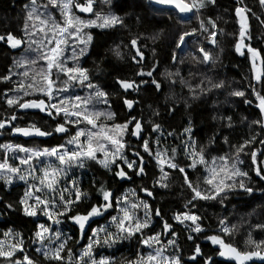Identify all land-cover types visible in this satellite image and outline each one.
<instances>
[{"label": "snow or ice", "instance_id": "obj_1", "mask_svg": "<svg viewBox=\"0 0 264 264\" xmlns=\"http://www.w3.org/2000/svg\"><path fill=\"white\" fill-rule=\"evenodd\" d=\"M97 2L111 7V0H27L22 35L17 36L12 31L0 34V43L20 53L13 60L12 67L16 71L9 69L7 75L0 76V81L10 85L0 93V104L6 106V114L0 118V131L10 130L13 136L32 139L53 135L65 138L62 143L44 147L0 143V182L6 189L14 181H22L25 185L18 201L0 199V212L19 211L25 217L35 218L34 229L28 236L31 241L28 249H34L35 256L26 250L23 233L8 229L3 231L0 238V264H114V257L99 254L97 250L123 247L125 242L138 247L135 255L126 258L123 264H186L183 249L178 245L179 234L161 209L153 210L148 200L155 197L157 187H169L170 170L180 174L183 181L181 187L188 192L183 210L175 211L171 219L185 225L189 241L195 242L193 234L202 237L211 245L218 246V250L213 249L216 256L234 264H249L253 259L264 261V240L253 239L250 231L245 249L227 242L224 237L238 229L237 225L229 227L227 217L218 219L213 234L204 235L203 217L194 211L198 210L201 202L207 201L224 207L230 196L241 193L252 196L258 187L261 195H264V187H260L264 185V161L260 160L254 146L258 142L264 147V139H259L264 136V71L257 65V61L264 64V59L261 51L245 42L249 27L246 13L251 9L239 5L235 8L239 33L235 37L234 48L241 55L244 54L242 49H247L251 61L247 89L251 90L254 101L248 98L246 90H233L230 95L242 97L248 104L255 103L260 118L251 124L258 126L260 132L235 144L225 136L224 143L229 145L230 152L209 158L206 147L198 144L193 137L191 122L183 130L187 138H179V145L170 149L161 143V125L152 123L151 134L145 137L143 119L131 116V112L128 119L117 122L111 94L101 84L93 82L90 71L80 60L93 40L90 29L122 27L124 24L122 18L112 11H96ZM215 2L148 0L150 5L161 6L157 11L174 8L179 14L196 15L198 27L174 36L171 60L176 70L163 74L172 87L179 83L182 89H187L192 99L225 87L223 80L201 78L197 82L195 76L192 80H185L178 66L183 63L178 60V50L182 51L189 40L197 44L192 59L198 65H215L218 57H213L206 45L218 46L223 29H219L211 17L205 22L200 16L201 10ZM259 4L264 7V0H259ZM81 13L93 15L85 18ZM256 19L264 24V18L257 16ZM156 38L154 35L153 39ZM139 41L140 37H133L125 45L131 54V62L140 66V71L134 73V77H139V83L136 79H115L119 89L125 93L123 106L129 110L134 109L137 101L127 98L126 93L129 90L138 92L141 84L147 83L145 77L151 78V85L157 92L163 87L162 81L155 78L158 62L146 69L147 55ZM113 52L122 58L119 47ZM73 89H79L84 94L73 92ZM30 110H33V115L38 112L47 118L44 120L47 128L41 127L36 120L23 123L29 117ZM223 119L227 121L223 127L230 130L232 118L226 116ZM157 133L161 135L152 139ZM168 136H172V133H168ZM130 138H135V144ZM216 139L218 137H214L212 142ZM181 149L183 162L177 159ZM249 155L250 170L246 171L242 167V157ZM260 155H264V152ZM146 157L154 161L160 173L159 178H154L153 187L141 184L121 192L120 185L134 183V177L142 180L146 177ZM94 164L111 175L115 186H109L103 179L98 181L94 176L91 187H83V180L76 173L78 170H90ZM189 169L199 174L196 182L192 181ZM253 183L257 187H253ZM93 190L96 192L95 198L92 196ZM140 193H144V196L141 197ZM85 204L87 207L81 209L80 205ZM41 217L42 222H36ZM94 221H97L96 226H93ZM156 221L160 222V228L153 231ZM69 222L79 232L77 246L84 237L87 238V243L78 249L68 247L72 237L62 230L63 225ZM255 228L264 231V224H256ZM201 256L204 253L197 244L189 259L196 261ZM203 264H215L214 257L204 256Z\"/></svg>", "mask_w": 264, "mask_h": 264}, {"label": "trees", "instance_id": "obj_2", "mask_svg": "<svg viewBox=\"0 0 264 264\" xmlns=\"http://www.w3.org/2000/svg\"><path fill=\"white\" fill-rule=\"evenodd\" d=\"M27 0H0V34H5L7 31H12L17 36L22 35L21 28L24 23V5ZM246 6L251 9V12L246 13L249 17L248 35L245 42L250 46L261 51L262 59H264V29L261 21L257 20L259 16L264 18V7H261L259 0H216L215 4L209 3L206 8L201 10L200 16L207 22V18L211 17L217 24L219 29H223V34L219 36L218 46L213 47L206 45L213 57H218L215 65L207 67L198 65L193 59L197 44L193 40H189L186 44L185 52L178 50V60L183 63L178 66L182 69V76L185 80H192L195 76L197 82L201 78H209L216 81L223 80L225 87L222 90H213L210 94L203 97L192 99L187 92V89H182L179 83L175 87L170 85V82L163 75L165 71L176 70L172 66L171 55L174 48V36H178L179 32L190 30L192 27H198L196 15H193L188 20H182L177 13L173 11H157L153 8L148 0H111V7L101 5L99 2L95 4V10L104 12L112 11L118 14L124 24L115 28L99 29L92 28L89 31L93 36V40L89 45V49L85 56L81 57V63L87 68L94 83H99L109 91L112 97V110L116 113L117 122H123L131 116L144 121V136L149 137L151 134V125L156 123L161 125L163 139L162 144L171 147H176L180 143L179 138H187L184 135V128L189 126L191 122L193 137L198 141V144L204 145L209 153V158L215 155L226 154L230 152L229 145L224 143V137L228 136L231 143L235 144L238 141L252 135L259 134L260 128L252 125L253 120L260 118L259 111L255 103H245L242 97H233L230 92L233 90H246V95L254 101V97L250 95V89H247V84L251 76V61L248 58L247 51H243V55L235 51V37L239 33V23L235 15L237 6ZM82 17L88 18L93 14H80ZM158 38L153 39V36ZM133 37H140V45L147 55L146 69L150 68L153 63L159 64L158 70L155 72V78L162 81L163 87L157 92L154 86L151 85V78L145 77L147 83L141 84L138 92L129 90L127 98L137 101L134 104V109L129 110L123 106L122 99L125 93L119 89L115 83L116 77L126 79H136L139 83V77H134V73L140 71V66L135 65L130 60V53L125 47L128 40ZM250 37V38H249ZM203 43V40H201ZM119 47L122 53V58L115 56L113 49ZM155 49V51H153ZM20 55L10 49L6 44L0 43V76L7 75L9 69L16 71L12 67L13 60ZM258 65V61H257ZM264 71V64H262ZM190 73L192 75H190ZM15 80V77H12ZM10 87L7 82L0 81V93H3L5 88ZM81 95L84 93L79 89H73ZM33 110L29 111V117L23 121L27 124L29 120H36L41 127L47 128L44 123L46 117L43 114ZM158 113V115H157ZM6 114V106L0 104V118H4ZM230 116L231 129L223 127L227 121L223 117ZM43 117V119H41ZM172 133V136H168ZM161 133L152 136L156 139ZM218 137L213 143V138ZM64 137L53 135L51 137H42L40 140H25L21 136H13L9 131H0V143L12 142L21 143L26 146H51L64 141ZM132 143L135 140L130 138ZM259 139H264L260 136ZM260 160L264 161V152L258 142L255 143ZM250 152V149L248 150ZM2 153V150H0ZM131 157V152L128 153ZM177 159L184 161L183 150L181 149ZM244 170H250V155L242 157ZM146 177L142 180L134 177V183H124L120 185V191L125 188H135L141 184L149 188L153 187L154 178H159L160 173L155 167L154 161L145 159ZM171 171L169 187L162 189L157 187L155 197L148 198L153 210L160 208L165 218L169 220L178 235V245L183 249V257L186 264H203L204 256L214 257L215 264H231L216 260V255L213 249L218 250V246H213L211 243L202 237L196 236L195 242L189 241L187 228L171 219L175 211L183 210L185 198L188 197V192L182 188L183 183L180 174L174 170ZM191 179L196 182L199 174L189 169ZM83 180V187L89 189L92 184L93 177L99 180H106L109 186H115L111 175L98 165H93L92 169L78 170L76 173ZM254 177V172L252 173ZM253 187H257L253 183ZM260 187H264L261 185ZM25 185L20 181H16L9 185L7 189L0 182V199L4 201H18L19 196L23 194ZM119 194V193H118ZM141 197L144 193H140ZM92 196L95 198L96 192L92 191ZM95 202V199H93ZM2 207V206H0ZM87 205H80L81 209ZM197 211L203 217V227L205 228L204 235L213 234L217 229L218 219L227 217L229 227L237 225L238 229L230 236L224 239L237 246L240 249H245L248 233L251 231L252 238L259 241L264 240V231L256 229V224H264V195H261L260 188L254 195L249 196L246 193L232 195L229 197V202L221 207L213 201L201 202V206ZM142 215V213H141ZM33 218L25 217L19 211H4L0 212V238L3 231L13 229L14 231L22 232L26 244L25 248L30 254L35 256V252L28 249V236L34 229ZM38 222V220L36 221ZM95 221L93 226H96ZM99 223H104L103 220H98ZM160 222L156 221V227L153 231H158ZM63 232L72 237L68 241V247L80 248L83 243H87V238H83V242L77 246L76 240L80 239L77 229L69 223H65L62 228ZM222 235V234H221ZM199 244L203 250L204 256L198 257L196 261L189 259L193 254L196 245ZM138 245L129 246L125 242L123 247L119 248H99V254L110 255L114 257V264H123V261L135 255ZM40 259H43L40 257ZM264 264V263H262Z\"/></svg>", "mask_w": 264, "mask_h": 264}, {"label": "water", "instance_id": "obj_3", "mask_svg": "<svg viewBox=\"0 0 264 264\" xmlns=\"http://www.w3.org/2000/svg\"><path fill=\"white\" fill-rule=\"evenodd\" d=\"M153 8H156V9H159V8H161V6H159V5H155V4H152L151 5ZM166 10H168V11H173V12H175V13H177L176 12V10L174 9V8H168V9H166ZM81 14H83V13H81ZM87 14H90V13H87ZM86 14V15H87ZM178 14V16L180 17V19H182V20H188L192 15H193V13H189V14H179V13H177ZM238 19V18H237ZM185 50H186V44L183 46V50L181 51L180 50V52H185ZM247 51V49L246 48H244V49H242V52L243 51ZM239 54V53H238ZM258 66L261 68V70H262V62L261 61H258ZM259 111V110H258ZM59 137H62V136H59ZM21 138H23V139H25V140H30V139H32V138H25V137H22L21 136ZM42 138V137H41ZM41 138H36V139H34V140H40ZM134 140H135V138H133ZM95 222V221H94ZM93 222V223H94ZM216 260L217 261H221V262H225V263H231V264H234V262H232V261H228V260H226L225 258H222V257H219V256H216ZM262 263H264V261H262V260H260V259H253L252 261H250L249 262V264H262Z\"/></svg>", "mask_w": 264, "mask_h": 264}, {"label": "rangeland", "instance_id": "obj_4", "mask_svg": "<svg viewBox=\"0 0 264 264\" xmlns=\"http://www.w3.org/2000/svg\"><path fill=\"white\" fill-rule=\"evenodd\" d=\"M87 54V53H86ZM16 181H14V183H15ZM20 182H22V181H20ZM23 183V182H22ZM33 219H35V218H33ZM42 220H43V217H41V219L40 220H38V222H42ZM188 223H190V222H188ZM183 227L184 228H186L185 227V225H183ZM31 243V242H30ZM30 250H32V251H34V249H30ZM104 255V254H103ZM97 259H99V255H97Z\"/></svg>", "mask_w": 264, "mask_h": 264}, {"label": "built area", "instance_id": "obj_5", "mask_svg": "<svg viewBox=\"0 0 264 264\" xmlns=\"http://www.w3.org/2000/svg\"><path fill=\"white\" fill-rule=\"evenodd\" d=\"M261 25H262V23H261ZM262 28L264 29V25L262 26Z\"/></svg>", "mask_w": 264, "mask_h": 264}]
</instances>
